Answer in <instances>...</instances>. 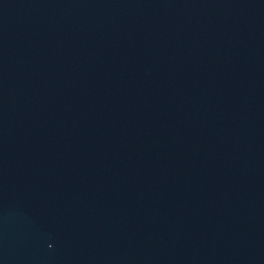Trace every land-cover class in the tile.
<instances>
[{
  "label": "water",
  "instance_id": "95a60500",
  "mask_svg": "<svg viewBox=\"0 0 264 264\" xmlns=\"http://www.w3.org/2000/svg\"><path fill=\"white\" fill-rule=\"evenodd\" d=\"M0 264H264V0H0Z\"/></svg>",
  "mask_w": 264,
  "mask_h": 264
}]
</instances>
